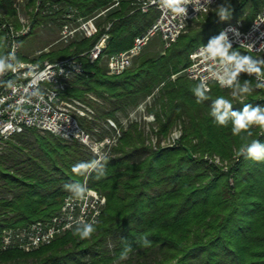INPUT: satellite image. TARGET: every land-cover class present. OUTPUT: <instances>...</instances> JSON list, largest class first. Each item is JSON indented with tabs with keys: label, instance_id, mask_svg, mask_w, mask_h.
I'll return each mask as SVG.
<instances>
[{
	"label": "trees",
	"instance_id": "trees-1",
	"mask_svg": "<svg viewBox=\"0 0 264 264\" xmlns=\"http://www.w3.org/2000/svg\"><path fill=\"white\" fill-rule=\"evenodd\" d=\"M49 1L73 6L82 16L116 1L118 8L106 20L110 22L106 54L129 47L157 15L156 9L144 13L136 9L135 0ZM220 6L228 8L227 19L219 17ZM261 6L262 0H218L167 48L140 55L120 74L107 73L100 58L93 63L82 58L86 75L72 79L65 93L79 99L94 94L100 101L87 102L95 118H111L118 124L117 111L150 95L145 110L154 116L150 134L155 145L151 135L147 140L138 123L131 121L120 126L114 156L102 160L95 170L86 168L77 174L74 165L93 161L79 142L33 128L11 135L0 151V231L49 219L68 193L65 184H82L85 175L88 186L104 195L105 204L89 239L74 235L73 228L33 250H0V264H264V161L239 155L242 144L254 139L264 143V128L253 126L251 137L245 132L237 136L231 121L220 126L211 116L218 97L229 99L233 110L239 111L244 104L264 106L262 92L255 89L252 76L243 74L239 83L248 80L251 93L233 96L229 88L210 83L208 99L198 102L193 88L199 82L178 73L188 65L195 47L228 22L240 19L247 26ZM60 12L33 13L30 32L40 23L56 21ZM0 13L16 23L13 0H0ZM103 30L98 26L89 37L50 48L35 60L82 53ZM233 50L260 61L239 47L224 55L231 56ZM79 120L87 130L95 125ZM176 122L182 126L179 144L160 147L159 141ZM27 133L34 137L32 148L19 143ZM215 155L228 162L227 170L214 161ZM140 237H147L150 244L138 243ZM125 240L133 250L121 260Z\"/></svg>",
	"mask_w": 264,
	"mask_h": 264
},
{
	"label": "built area",
	"instance_id": "built-area-1",
	"mask_svg": "<svg viewBox=\"0 0 264 264\" xmlns=\"http://www.w3.org/2000/svg\"><path fill=\"white\" fill-rule=\"evenodd\" d=\"M218 0H182L181 7L186 8V13H177L164 0H135L136 9L142 13L154 8L156 17L140 33L133 37L132 44L116 52L104 53L106 48L110 25L108 22L99 38L92 46L82 53L63 58L36 62L21 57V37L30 30V25L20 17V27L16 28L12 21L0 13V32L4 40L2 54H7L15 47L16 71H9L3 77L0 84V142L13 134L33 128L38 131L50 132L67 141L75 140L84 146L98 162L105 155L100 148L108 147L110 143H116L120 135V126L132 121V113L127 114L119 124L111 118H105L101 126L87 130L79 119L92 121L95 119L93 108L82 101L65 93L75 77L86 75V69L82 58L93 63L98 58H103L107 73L120 74L131 66L133 59L139 54L151 37L157 35L161 41V50L167 48L185 30L189 21L200 13L206 11ZM117 2H113L114 5ZM108 7L101 9L98 15ZM60 12V26L57 40L62 44L85 38L91 34L92 23L90 16H82L73 6L61 7L57 2L49 0H35L34 13L42 15ZM221 32L227 34L233 47H239L255 55L264 53V0L261 9L256 13L247 26H243L240 19L228 22L212 37ZM211 38V39H212ZM210 39V40H211ZM209 40V41H210ZM208 42L195 47L189 53V63L178 73L187 78L200 82L204 80L207 87L210 83H216L220 87L221 81L227 79L232 70L233 61L220 47H209ZM229 50V49H228ZM227 50V51H228ZM40 52V51H39ZM249 75L258 83L264 81V72L248 74L241 72L237 79L243 75ZM174 74L172 75V77ZM222 88H230L224 86ZM91 99L98 101L91 94ZM264 99V91L262 93ZM150 101L147 96L138 105L143 108ZM147 120H154L152 113L143 116ZM104 129L102 135L98 132ZM109 132L104 133V131ZM176 131H181L179 126L171 131L172 136L168 143H175ZM97 135V137H95ZM2 148H0V151ZM214 161L217 159L213 156ZM91 168H88L90 170ZM86 178V176H85ZM88 192L84 199H74L71 193L65 194L56 212L47 220H36L21 227H4L0 231V248L2 250L17 247H35L48 243L55 235L69 229V224L75 226L76 221L96 223L105 204L103 196L95 189L89 187L85 179Z\"/></svg>",
	"mask_w": 264,
	"mask_h": 264
},
{
	"label": "clouds",
	"instance_id": "clouds-1",
	"mask_svg": "<svg viewBox=\"0 0 264 264\" xmlns=\"http://www.w3.org/2000/svg\"><path fill=\"white\" fill-rule=\"evenodd\" d=\"M164 2L172 7V10L177 13H186V8L181 7L182 0H164ZM186 2V0H184ZM218 15L223 19H227L229 16L228 8L224 6L218 7ZM209 47H220L225 51L232 48L231 43L228 40L227 34L221 32L218 36L212 38L209 43ZM15 47L7 54H0V77H3L9 71H16ZM230 59L233 61L232 70L226 80L221 81V86H227L233 88V96L241 94H249L253 90L250 87V82L245 80L243 85L239 83L237 77L241 72L248 74L261 73L262 65L264 61H257L248 56H241L238 51L233 50L231 52ZM4 81L0 79V84ZM257 88H264V81L257 83ZM209 88L204 80H201L194 88L193 93L197 97L198 102L208 99L207 92ZM211 116L214 122L220 126H227L231 121L233 135L239 136L242 132H245L248 137L252 136L251 128L258 126L264 128V106L252 104H244L242 110H233L232 102L229 99L221 96L218 97L212 104ZM182 135V131H176L174 136L179 139ZM239 155L244 156L246 159H251L256 162L264 161V143H261L259 139L251 140L248 143L242 144L239 149ZM98 162L93 161L90 165L84 163H78L73 166V172L80 174L82 169L91 168L95 170L98 167ZM65 189L71 193V197L77 200L84 199L88 189L86 185L79 182H69L65 184ZM70 228H73L72 224H69ZM74 235H78L80 239H89L95 232L94 222L76 221L73 229ZM138 243L143 246H148L150 241L147 237L138 238ZM132 243L125 240L124 247L120 254V259H127L128 253L132 252Z\"/></svg>",
	"mask_w": 264,
	"mask_h": 264
},
{
	"label": "rangeland",
	"instance_id": "rangeland-1",
	"mask_svg": "<svg viewBox=\"0 0 264 264\" xmlns=\"http://www.w3.org/2000/svg\"><path fill=\"white\" fill-rule=\"evenodd\" d=\"M34 4H35V0H13V7H14V10H15L16 23L12 19H10V20L12 21V23L14 24V26L16 28L20 27V24H21L20 17L24 18L26 20V22H28V24L30 25V23L32 22V19H33ZM215 5H216V3L214 5H212V6H210L206 11L200 13L195 18H193L191 21H189L187 26H186V28H185V30L183 32H185L188 27L194 26L195 21L198 20L203 15L207 14ZM116 8H118V3L109 6L103 13H101L99 15H98V12L101 9L98 10L97 12H94L93 14L89 15L90 17H92V19H91L92 30L98 29V26L100 28H104V26L109 22V21H106L109 12H111L112 10H115ZM151 9H154V8H151ZM15 24H18V26H16ZM59 26H60V17H58L56 19V21H47L45 23H40V24L36 25L32 29L31 32L29 30V32L24 35V37L22 38L21 43H20L21 57H23L25 59H31V60H34L36 62H40V61L35 60V58L41 52L47 51L50 48L56 47L58 45H64V44H62L61 42H59L57 40ZM89 36H87V37H89ZM0 42L2 44V50L0 51V54H2L3 50H4V40H3L1 32H0ZM160 50H161V41L159 39V36L155 35V36L151 37L149 42L143 47V49L139 52V54L133 59L132 64H134L136 62L137 58L140 55L141 56L153 55V54L158 53ZM255 56H256V58L258 60L264 61V53L261 54V55H255ZM100 59H101L102 65L105 67V63L103 61V58H100ZM105 69H106V67H105ZM106 72H107V70H106ZM254 81L256 82V85H257L258 82L256 80H254ZM256 85H255V89H257V90H259L260 92L263 93L264 88H257ZM233 91H234L233 88H229V92H230L231 95H232ZM87 94L88 93H86L85 94V98L81 99V100L88 104L87 101L88 100H93V99H91ZM89 94H91L94 98H96L98 101H100V99L98 97H96L94 94H92V93H89ZM93 101H96V100H93ZM98 101H96V102H98ZM140 102H141V100H140ZM140 102L138 104H136V106H133V107L129 106L123 112L122 111H117L116 112V116H117L118 120L120 122H122L123 119L125 117H127V114L132 113V121H136L138 123L139 127L141 129H143L144 134L147 136V140L150 139L149 136L151 135V144L154 146L155 145V141H154L155 137L152 136V134H150V129L154 128V127L151 126L152 125L151 123H153L154 120H147V119H145L143 117L148 112H146V110H145L146 104L144 105L143 108L138 106L140 104ZM91 122L95 123V125H92L95 128V127L101 126V122H103V119L102 118L98 119L96 117ZM130 122L131 121H129L128 123H130ZM128 123H125L126 125H124V127L127 126ZM178 126H179L180 130L182 131L181 123L180 122H176L170 128V130L167 132V134L159 141V146L160 147L175 146V145L179 144L180 138L177 139V140H174L175 143H173V144H167L168 141H169L168 140V136H169V138H171L170 136H172V135H170L171 131L173 130L174 127H178ZM104 129H107V128L103 127L102 130L100 132H98L99 135H102V133H103L102 131ZM107 132H109V130H107ZM38 133L43 134L41 131L38 132ZM10 137H8V138H6V139H4V140H2L0 142V148H6V146L8 145L6 141L8 139H10ZM95 137H97V135ZM33 138L34 137H33V135L31 133H27L26 136L22 137V140L19 141V143H21V144H23L25 146H29V148H32V147L35 146V144L33 143ZM72 141H75V140H72ZM146 142L148 143V141H146ZM115 144L116 143H114V144L110 143L109 148L108 147L100 148V149L103 150V152H104L103 155H105V156L102 157V159L100 161H98V164L100 162H102V160H104L105 158L114 156L115 153L113 152V150H114L113 147L115 146ZM83 148H84V150L86 152H88L87 149L84 146H83ZM215 156L217 157V159H215V162L217 164H219V165H223V168H225V170H227V168H228V164L227 163L228 162L226 160H223L221 162L219 157L217 155H215ZM93 161H94V159H93ZM85 176H84L83 180L85 179V182H86ZM83 180H82V182H83ZM228 181H229L230 184H232V179L229 178ZM86 184H87V182H86ZM91 188L95 189L94 187H91ZM95 190H97V189H95ZM97 191L105 199L104 195L99 190H97ZM12 227H16L17 228V227H21V226H12ZM73 228L66 229V230L62 231L61 233L55 235L48 243H50L54 239L58 238L59 236L65 234L67 231L72 230ZM37 247L38 246H35V247H20V248L17 247V249L28 250L29 251V250H33V249H35ZM0 250H2V249L0 248ZM149 254H150L149 255L150 258H152L154 256L153 253H149Z\"/></svg>",
	"mask_w": 264,
	"mask_h": 264
}]
</instances>
